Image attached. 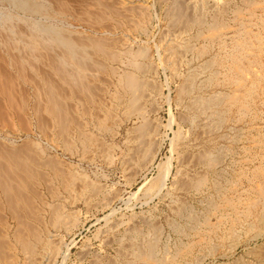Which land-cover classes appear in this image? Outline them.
Listing matches in <instances>:
<instances>
[{
	"label": "rangeland",
	"instance_id": "obj_1",
	"mask_svg": "<svg viewBox=\"0 0 264 264\" xmlns=\"http://www.w3.org/2000/svg\"><path fill=\"white\" fill-rule=\"evenodd\" d=\"M3 1L0 8L16 15ZM37 1L64 11L46 21L70 28L76 38L105 39L117 59L91 48L103 64L86 72L93 91L75 90L76 97L66 99L73 122L65 133L49 124L47 113L43 128L11 117L0 89V147L19 148L30 140L28 152L36 159L28 160V168L40 170L13 173L41 216L17 209L44 238L37 241L23 227L22 235L36 244L30 257L15 240V217L2 210L7 218L0 220V236L8 251L0 264H264V0ZM18 20L29 42V28ZM10 40L0 33V64L19 78L18 104L28 96L34 106L43 72L62 83L49 59L59 52L39 40L36 58L26 48L22 55ZM140 50L144 54L130 53ZM12 54L23 63L30 57L22 74L11 66ZM125 72L144 83L136 110L119 83ZM24 87L30 95H22ZM210 152L217 157L213 167L204 158ZM171 154L164 179L161 165ZM196 175L207 180L193 188ZM57 213L62 219L56 226ZM151 241V260L136 258L134 251Z\"/></svg>",
	"mask_w": 264,
	"mask_h": 264
},
{
	"label": "bare ground",
	"instance_id": "obj_2",
	"mask_svg": "<svg viewBox=\"0 0 264 264\" xmlns=\"http://www.w3.org/2000/svg\"><path fill=\"white\" fill-rule=\"evenodd\" d=\"M3 1V0H0ZM8 1V4L10 6L15 7V14L14 15L12 12L13 11H9V10H4L2 8H0V33L4 32L6 35L11 37V40H13L12 42L14 43V45L16 47H18V49H22L20 51H22V55H24L25 49L26 53L28 52L32 57H37V55H35V52L37 51L36 49H38V41L41 40L43 45H49L50 47H52V49H55L59 52V56L55 57H48L51 63V68H53L54 73L60 78V80L62 81L61 85H58L59 83H56L54 80V78H51L50 75H48L49 77H46V72H43V74L45 73V75L42 76V80H43V88L38 89V87H40V85H38L37 88L34 87L35 91V97H36V101L32 104L34 106H30L29 103V99L28 96H25V94H29V93H25L24 94V90L25 87L23 89V93L22 95L25 96L23 97L22 100L24 105L21 106V102L18 104L17 100H20L19 98L16 100L15 96V90H16V81L14 78L16 77H12L11 74L7 73L9 69H6L3 67V65L0 64V89L1 91L7 95L8 98V103L10 105V108L13 109L12 113H11V117H14L17 115V117L22 120L24 122H27V125L29 126H41L46 124V119L47 118L44 116L45 113L49 114V117L51 116V120H49V118L47 119V121L49 122V124L52 122L56 127L57 130L60 128V130H62V133H65V131H67L70 127V124L72 121L71 117L69 116V113L72 111L70 109V107L68 108V104L66 102V99L72 96V94H74L75 90L76 91H83V90H87L88 92L92 89L93 84L89 83L86 79H87V74L86 72L88 70H91L90 67L91 66H100L103 64V62L101 63L100 61H97L95 59L92 58V56L90 55V51L95 50L96 52H100L104 55V57L106 58H113V59H117L116 58V53L117 52H112V50L109 49L108 44L105 41V39H100L96 37H91L89 35V37L87 35H85V37H83L80 34V38H76L74 37V35L72 33H74V31H69L70 28H66L63 26H59L55 23L46 21V19H54L56 18L58 15L62 14L64 11H56L54 9H52V7L45 5L43 2L37 1V0H6V2ZM62 1V0H61ZM4 2V1H3ZM65 2V1H64ZM2 3V2H1ZM106 6V5H105ZM64 7V6H63ZM177 10V9H176ZM179 10V9H178ZM22 12V13H19ZM68 12V11H67ZM90 12V11H89ZM95 12V11H94ZM100 12V11H99ZM101 14V12H100ZM181 14V13H180ZM178 14V15H180ZM37 16V17H35ZM18 19H23L26 23V25L28 26L27 28H29L28 32L30 33V38H32L31 40H29V42H26L23 40V35L24 32L19 29L18 25L16 24V20ZM200 20V19H199ZM19 21V20H18ZM21 21V20H20ZM201 21V20H200ZM189 23V22H188ZM203 25V24H202ZM217 29V28H216ZM213 30V29H212ZM220 30V28H219ZM218 31V29H217ZM217 33V32H216ZM79 34V33H78ZM4 35V34H3ZM77 34H75L76 36ZM86 36L88 38H86ZM7 37V36H6ZM77 37H79V35H77ZM86 38V39H85ZM9 40V39H8ZM10 40V41H11ZM9 41V42H10ZM8 42V43H9ZM12 42H10V46H13ZM42 45V46H43ZM45 45V46H46ZM44 46V47H45ZM15 47V49H17ZM47 47V46H46ZM10 48V47H9ZM7 48V49H9ZM14 48V47H13ZM49 48V47H48ZM47 48V49H48ZM91 48L93 50H91ZM44 49V48H43ZM10 52L8 51V54H10L11 48L9 49ZM14 54V52H12ZM92 53V52H91ZM132 56H136L144 54V52L142 50L136 52H130ZM12 54V58L10 56V64L11 66L14 68L16 67V69H18V71L22 74V71L24 69V65L26 64L27 60L30 58L28 57L27 60L25 61V63L19 62V60H21V58H19L16 54L13 57ZM28 54V55H29ZM94 54V53H92ZM97 54V53H95ZM11 55V54H10ZM26 55V54H25ZM29 55V56H30ZM49 55V53H48ZM52 55V54H51ZM3 59V55H0ZM15 56L18 58L15 60ZM31 57V58H32ZM55 57V58H54ZM115 57V58H114ZM5 58V57H4ZM26 58V56H25ZM8 59V57L6 58ZM38 59V58H37ZM98 59V58H97ZM5 60V59H4ZM25 60V59H24ZM7 61V60H5ZM31 62V61H30ZM107 62V61H106ZM2 63V62H1ZM8 63V62H7ZM23 63V64H22ZM29 63V60H28ZM137 62L133 61V64ZM108 64V63H107ZM31 65V64H30ZM109 65V64H108ZM24 66V67H23ZM6 67V66H5ZM104 67V66H101ZM106 67V66H105ZM104 67V68H105ZM4 68V69H3ZM92 68V67H91ZM99 68V67H98ZM97 68V69H98ZM101 69V68H99ZM7 71V72H6ZM10 71V70H9ZM40 71V69H39ZM11 72V71H10ZM20 74V75H21ZM25 74V73H23ZM48 74V72H47ZM14 75V71L13 74ZM14 76H17L16 73ZM19 76V75H18ZM26 76V74H25ZM24 75H21V77L25 79ZM53 77V76H52ZM18 78V77H17ZM16 78V79H17ZM27 78V76H26ZM40 79V78H39ZM54 79V80H53ZM41 80V79H40ZM19 81V78H18ZM58 81V79H57ZM91 81V80H90ZM21 82V81H20ZM19 82V84H20ZM29 83V82H28ZM37 83V82H34ZM119 83L123 86L129 89L130 91V95H131V100L129 103L130 104V108L136 110V106L138 102H135V100L138 98L139 99V91L142 87L143 84L140 81V78H138L134 73H130V72H125L123 75L120 76L119 78ZM31 84V83H30ZM92 85V86H91ZM96 86V85H95ZM42 87V86H41ZM64 87L69 90H71V94L68 92H66V90L64 89ZM91 87V88H90ZM97 87V86H96ZM98 88V87H97ZM21 89V88H20ZM94 89V87H93ZM92 89V91H93ZM99 89V88H98ZM33 90V89H32ZM26 91V90H25ZM85 91V92H87ZM91 91V94H92ZM19 92V91H17ZM27 92V91H26ZM33 92V91H32ZM31 92V93H32ZM67 93H69L70 95H68ZM77 93V92H76ZM90 93V92H89ZM139 93V94H138ZM79 94V92H78ZM30 95V94H29ZM93 95V94H92ZM91 95V96H92ZM74 96L76 97V95L74 94ZM78 96V95H77ZM81 96V95H79ZM3 97V96H2ZM27 97V98H26ZM31 97V96H29ZM93 97V96H92ZM26 98V99H24ZM80 98V97H79ZM229 98V97H228ZM233 99V98H232ZM91 100V99H90ZM214 100V99H213ZM97 101V100H96ZM137 101V100H136ZM3 102V100L1 101ZM209 102V101H208ZM213 102V101H212ZM206 103V102H205ZM211 103L209 102L208 105H210ZM204 105V104H203ZM207 105V106H208ZM138 106V105H137ZM206 106V105H204ZM206 106V107H207ZM215 106V105H214ZM20 107V108H19ZM134 107V108H133ZM5 108V107H4ZM139 108V107H138ZM0 110H1V105H0ZM3 110V109H2ZM1 110V111H2ZM70 110V111H69ZM133 110V111H134ZM4 111V110H3ZM21 111L25 112V116L22 117V115L24 113H20ZM145 111V110H144ZM9 112V111H8ZM7 112V114H9ZM22 114V115H20ZM43 112L44 114L42 115ZM131 112V111H130ZM5 113V112H4ZM16 113V114H15ZM18 113V114H17ZM6 115V114H3ZM71 115L73 116L74 114L71 113ZM1 118L3 117L0 113ZM7 116V115H6ZM45 118H44V117ZM5 117V116H4ZM8 117V116H7ZM5 117V118H7ZM74 117V116H73ZM0 118V120H1ZM10 118V117H9ZM17 118V119H18ZM22 118V119H21ZM77 118V117H76ZM147 119V118H146ZM7 120V119H6ZM11 120V119H9ZM77 120V119H76ZM172 120V116L170 119V122ZM2 121V120H1ZM8 121V120H7ZM12 121V120H11ZM51 121V122H50ZM6 122V121H5ZM9 122V121H8ZM77 123V121H75ZM12 123V122H11ZM10 124V123H9ZM14 124V122L12 123ZM20 124V122H19ZM22 124V121H21ZM26 124V123H25ZM25 124H23L25 126ZM15 125V124H14ZM52 125V124H51ZM80 125V124H78ZM148 126V125H145ZM42 127V126H41ZM49 127V125H48ZM153 127V126H152ZM22 128V127H21ZM25 128H28V126ZM40 128V127H39ZM43 128V127H42ZM80 128V126H79ZM143 126L140 127L141 132H145L144 129L143 130ZM31 129V128H29ZM47 129V128H46ZM26 130V129H25ZM56 130V131H57ZM60 130H58L60 132ZM44 131V130H43ZM70 131V130H69ZM61 132L59 134H61ZM142 133V134H143ZM58 135V133H57ZM82 135V134H81ZM87 135V134H86ZM144 135V134H143ZM83 137H84V133H83ZM88 141V140H87ZM1 142V141H0ZM34 143L35 140L33 141ZM25 143V142H23ZM30 143V140H29ZM28 143V145H29ZM73 143V142H72ZM104 143V142H103ZM2 144V143H1ZM6 144V143H5ZM38 144V143H36ZM71 144V143H70ZM9 145V144H8ZM27 144H24L23 146L21 145L17 147H9V146H5L3 145V147H0V220L3 219L6 216H3L2 213L4 211H7L9 214H11V219L12 217L16 219V226L18 229H16L17 231L15 232V240L16 242H19L21 245V249L24 251V253H27L30 255L36 254V244H34V242L31 239L26 238V236L22 235V230L26 228L28 230L31 229V227L33 225H31V223L29 220H27V217L25 216V214H20L19 209H17L18 206H20V208L24 207L25 212H27V214H29V216H31L32 218H36L41 216L40 211L38 209L37 204H34L35 200L31 199V196L27 195V191H24V184L22 181L19 180V178L17 177L16 174L13 173V171H17V172H22L24 171L25 173L29 174L31 173L32 175V170H37V168L35 167V169H32L30 172V169L32 167H34L32 164V167L28 168V160L32 161L35 160V155L32 153V155H34V157L31 155V153L28 152V150L30 149V147L32 145H30L29 149ZM33 147V146H32ZM35 147V146H34ZM33 149V148H32ZM153 149V148H152ZM27 150V151H26ZM172 150V149H171ZM37 151V150H35ZM38 152V151H37ZM28 153V154H27ZM198 155V154H197ZM196 155V157H197ZM204 153L202 154V158H203ZM211 155V156H210ZM213 153L209 155H204V158L207 156L206 158V163L210 166H214V162L215 159L217 158L216 156H212ZM145 156V153H144ZM198 158V157H197ZM202 158L200 160H202ZM203 158V160H204ZM49 159V158H48ZM52 159V157H51ZM218 160V159H217ZM216 160V162H217ZM41 161V160H39ZM36 161V162H39ZM47 161V160H46ZM45 161V162H46ZM52 161V160H51ZM205 161V160H204ZM54 162V161H53ZM56 162V161H55ZM40 163V162H39ZM43 163V162H41ZM38 164V163H37ZM36 164V165H37ZM49 164V163H48ZM143 164V163H142ZM171 164H172V154L171 156L167 157V160L165 161V163L163 165H161V169L163 171V176L164 179H166V177H168V174L171 172ZM39 165V164H38ZM46 165V164H45ZM50 165V164H49ZM54 165V163H53ZM159 165V164H158ZM207 165V166H208ZM42 166V165H41ZM208 166V167H209ZM212 166V167H213ZM55 167V166H54ZM53 167V168H54ZM57 167V166H56ZM55 167V168H56ZM39 168V167H38ZM52 168V167H51ZM58 169H61L60 167ZM62 170V169H61ZM38 171V170H37ZM40 171V170H39ZM38 171V172H39ZM42 172V171H41ZM40 172V173H41ZM58 172V170H57ZM35 173V172H34ZM21 174V173H20ZM19 174V175H20ZM37 174V172H36ZM43 174V173H42ZM206 174H204L205 176ZM26 176V175H25ZM30 176V175H29ZM197 176V175H196ZM204 176L201 175V177H198V179H194L191 181L190 185L193 186V188H197L199 187V185H204V181H206L207 177L205 178ZM22 177V176H21ZM33 177V176H32ZM42 177V176H41ZM23 178V177H22ZM34 178V177H33ZM43 178V177H42ZM195 178V177H193ZM206 179V180H205ZM27 180H25L26 182ZM63 181V180H62ZM28 182V181H27ZM165 182V181H164ZM188 182V181H187ZM78 183V182H77ZM163 183V181H162ZM28 184V183H27ZM164 184V183H163ZM187 184V183H186ZM183 185V184H182ZM200 185V186H201ZM29 186V185H28ZM188 186V184L186 185ZM188 188V187H187ZM186 188V189H187ZM96 190V189H95ZM27 194H26V193ZM36 192V191H35ZM36 195V194H35ZM40 195V194H38ZM36 195V196H38ZM43 197V196H42ZM104 197V196H103ZM33 198V196H32ZM41 199V197H40ZM259 200V199H258ZM44 202V200H43ZM47 203V202H46ZM52 208V207H51ZM42 210V209H41ZM21 211V209H20ZM57 211V210H55ZM23 211H21L22 213ZM59 212V210H58ZM251 212V211H250ZM72 215L74 213H71ZM70 214V215H71ZM8 215V214H7ZM53 215V214H52ZM263 215V214H262ZM3 216V218H2ZM56 216V214H55ZM30 217V218H31ZM67 217L69 218V216L67 215ZM248 217H250L249 213H248ZM7 218V217H6ZM64 218V216H63ZM62 219L61 213H57L56 219H54L53 221H55L56 226L58 225L59 221ZM247 219V218H246ZM264 220V218H262ZM4 220V219H3ZM65 220V219H64ZM6 221V219H5ZM52 221V222H53ZM1 222V221H0ZM4 222V221H3ZM58 222V223H57ZM54 223V222H53ZM64 223H67L66 220ZM5 224V222L3 223ZM9 224V223H8ZM34 224V223H33ZM62 225H63V221H62ZM51 226V225H50ZM2 229V228H1ZM234 229V228H233ZM233 231V230H232ZM235 231V230H234ZM233 231V232H234ZM5 232V231H4ZM22 232V233H21ZM26 232V231H25ZM31 235L34 237V239H36L37 241H43V236L41 235L42 233H39L38 230H36L35 228H32L30 231ZM26 234V233H24ZM2 235V234H1ZM4 236V235H3ZM3 236H0V257L4 256L3 253H5V255H7V251L5 250V246L8 247V245L5 243V239ZM45 237V236H44ZM32 238V237H31ZM43 238V239H42ZM45 247L48 249L49 247L52 248V242L50 241V239L46 240L45 239ZM42 243V242H41ZM155 242H149L147 244V246L143 249H138L134 251V255L136 256V258H140L142 259L143 257H148L151 260V257H153L154 255V250L156 247L154 246ZM4 245V246H3ZM41 245V244H40ZM54 245V244H53ZM140 245V244H139ZM126 246V245H125ZM155 247V248H154ZM4 248V251H3ZM39 250H37L38 252ZM42 251V250H41ZM168 254V253H167ZM2 255V256H1ZM26 256V255H25ZM134 256V257H135ZM6 257V256H5ZM31 257V256H30ZM38 257V256H37ZM7 258V257H6ZM5 258V260H7ZM29 258V257H28ZM147 258V259H148ZM2 258H0V261H4L1 260ZM149 260V261H150ZM24 261V260H23ZM7 262V261H6ZM4 263V262H3ZM14 263V262H13ZM23 263V262H22Z\"/></svg>",
	"mask_w": 264,
	"mask_h": 264
}]
</instances>
